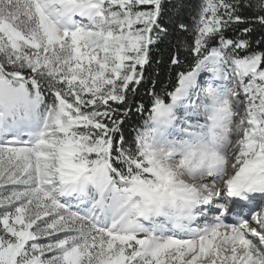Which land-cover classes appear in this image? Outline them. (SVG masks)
Wrapping results in <instances>:
<instances>
[{"label":"snow or ice","instance_id":"1","mask_svg":"<svg viewBox=\"0 0 264 264\" xmlns=\"http://www.w3.org/2000/svg\"><path fill=\"white\" fill-rule=\"evenodd\" d=\"M257 28L264 0H0V264H264Z\"/></svg>","mask_w":264,"mask_h":264},{"label":"trees","instance_id":"2","mask_svg":"<svg viewBox=\"0 0 264 264\" xmlns=\"http://www.w3.org/2000/svg\"><path fill=\"white\" fill-rule=\"evenodd\" d=\"M193 3H195V0H193ZM262 31H264V30H261V29L257 28L256 32L254 33V39H256V40L264 39V36L260 35V33ZM156 73H159L161 80H165L166 79L167 73H166V70L163 67L157 68L155 65H153L151 68L148 69V74L150 76L155 75ZM140 91H141V95H143L144 88L142 87ZM132 121L133 122L135 121V117L132 118Z\"/></svg>","mask_w":264,"mask_h":264}]
</instances>
